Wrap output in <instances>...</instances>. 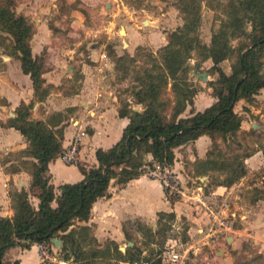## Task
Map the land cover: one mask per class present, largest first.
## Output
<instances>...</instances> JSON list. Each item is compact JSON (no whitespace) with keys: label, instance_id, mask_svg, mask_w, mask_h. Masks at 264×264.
<instances>
[{"label":"rangeland","instance_id":"obj_1","mask_svg":"<svg viewBox=\"0 0 264 264\" xmlns=\"http://www.w3.org/2000/svg\"><path fill=\"white\" fill-rule=\"evenodd\" d=\"M226 1L195 0L200 6L199 21L195 29H192L191 35L196 36L197 47L191 51L189 58L184 59L183 66L185 70L187 68L185 80L177 78L175 82L179 87H184L183 83L190 84L193 96L189 105L193 104L196 94H201L200 97H206L209 101L212 98L216 99L212 94V84L217 80L218 74L208 50L201 48V45L209 46L213 34H217L229 19L225 8ZM5 2L6 0H0L1 4ZM6 4L12 6L17 14L22 13L28 18L35 34L39 32L35 43L39 36L41 40H38L37 44H41L43 40L50 41L41 56L43 63L44 59L54 58L53 66L57 68L54 73L62 75L60 88L64 89L63 92L76 90L81 85L80 80L86 75L91 80L90 86L95 87V91L97 89L102 92L92 96L94 99L102 97L108 104H116L119 109H125L129 105L139 109L138 111L144 109L143 105L136 104L133 98L135 90L140 87L138 78L143 77L145 69L156 73L161 68L159 51L168 42V35L178 32V29L188 21V14L180 7L181 4L177 0H13ZM245 28L250 30L251 26L246 24ZM42 30L45 32H41ZM232 38L230 43L234 46L242 41L240 37ZM7 55L11 56V61L19 60L11 34L0 24V65L2 58H7ZM119 57L123 58L118 60ZM235 61L236 55H232L222 61L218 67L230 74L231 66ZM58 62H61L60 65H57ZM49 65L51 63L47 64L48 68ZM45 67L46 65L44 69ZM262 73L264 74V63ZM202 74L206 75L205 81L200 78ZM42 84L36 95L39 99L47 93ZM60 88L59 90H62ZM175 90L172 79L168 78L167 84L162 88L161 98L168 99L170 106L175 102ZM235 110L241 119L236 133L227 136L225 140L220 136L212 140L207 135L211 140L210 148L204 159H196L190 167L186 166L188 168L186 171L190 174L184 180L178 178L177 187L180 192L167 195L164 193L171 203H182L178 212H173L175 217L160 218L157 214L155 220L149 223L133 220L126 224L128 231L126 237L114 242L122 253L128 250L127 257L134 254L139 261L138 263L119 261V264H151L157 259H160V264H257L258 255L254 253L255 247L250 241L243 239L237 231L242 227V220L238 215L242 213V188H235L232 193H213L212 190L216 186L213 179H223L227 172L208 169V164H200L209 152L212 153L210 158L214 160H230L235 156L244 158L258 148L264 149V89L259 90L249 101H239ZM63 111L52 113L50 123L49 120L46 123L60 124L68 119L71 111L69 109ZM83 113L72 114L76 119L79 116L82 118L81 132L75 133L65 148L61 145L58 156L61 158L62 152H68L72 147H76L77 160L73 163L91 168L97 165V162L91 163L92 150L85 151L81 160L79 150L82 145L81 134L85 138L92 131L90 123L87 122L90 118H94V115L90 114L89 110ZM169 113L170 108L166 111V114ZM252 123L257 127L254 128ZM73 124L77 125L76 120ZM56 129L54 130L58 135L57 131H61L62 128ZM24 155H27L26 150L1 154L0 163L4 164L6 160L13 161L5 168L6 171H13L18 167L31 170V165H28L30 161L22 159ZM149 157V154L145 155V161H151L152 158ZM161 169L158 164L146 166L144 174L156 177ZM61 170L74 173L72 169ZM201 171L205 174H200ZM263 171L260 169L253 177L254 180L259 178L264 182V179H260L264 176ZM192 175L203 177V180H198ZM204 177L208 178L204 179ZM114 185H117L116 182ZM15 188L17 185L12 180L10 195L17 191ZM26 190L31 203L36 206L38 202L34 199V193L30 191V182ZM234 193L237 194V199L232 197ZM236 200L239 204L237 210L234 207ZM10 207L12 208L11 200ZM234 211L236 217L232 215ZM77 224L83 223L76 222L75 225ZM89 227L85 249L109 248L110 250V254L95 259V262L90 264H116L113 240L107 238L99 241L94 236L93 228ZM149 229L153 236L149 235ZM228 237H231L229 241H227ZM129 241L133 243L131 246L128 245ZM133 246L134 249H129ZM23 250L15 247L8 251L6 258L11 262L20 259V255L24 254ZM244 251H249L251 255L245 254ZM165 252L176 253L178 257L173 258L168 254L164 257ZM28 255L30 256L24 257L28 259L29 264H69L63 259L62 246L56 248L51 240L39 243L36 250ZM229 256L232 257L230 261L233 262L227 259Z\"/></svg>","mask_w":264,"mask_h":264},{"label":"trees","instance_id":"obj_2","mask_svg":"<svg viewBox=\"0 0 264 264\" xmlns=\"http://www.w3.org/2000/svg\"><path fill=\"white\" fill-rule=\"evenodd\" d=\"M12 1L0 3V24L11 34L22 70L29 75L37 95L43 82V59L42 56L32 55L30 39L34 28L24 14H17L12 6L6 4ZM177 1L188 14V21L178 32L168 35V42L159 51L162 69L156 73L145 69L143 77L138 78L140 87L135 90L133 98L144 109L135 111L129 105L119 109V115L129 119L120 139L108 149L99 148L95 151L97 165L94 167L86 168L77 164L83 175L80 181L62 183L56 192L48 175V164L61 149L62 129L56 135L57 129L49 127L48 123L31 119L32 103H22L16 109V116L10 119L9 124L25 137L28 142L26 154L35 159L31 164L30 191L38 203L34 206L28 191L23 188L10 195L13 215L0 216V264H20L19 259L11 262L6 258L8 251L15 247L29 249L32 244L48 242L52 237L62 240L63 259L69 264L94 263L95 259L110 254V250H86L90 227L75 223L88 221L93 203L109 196L112 180L118 185H125L129 180L144 174L146 166L158 164L163 168L171 165L175 148L203 134L209 135L212 140L216 136L225 140L236 133L241 122L235 110L236 104L240 100H251L259 90L264 89V0L225 2L229 19L217 34H213L209 46L201 45V48L208 50L218 74L212 84L216 101L188 117L179 116L192 103L193 91L190 90V84L183 83L184 87H179L175 82L182 78L185 80L187 68L185 70L183 66L184 59L189 58L191 51L197 47V38L191 32L199 21L200 6L195 0ZM246 24L251 26L250 30L245 28ZM232 37L242 38L241 43L231 45ZM232 55H236V61L231 66L230 74H227L218 65ZM168 78L172 79V86L176 87L175 102L171 106L168 99L161 98L162 88ZM168 108L169 115L166 114ZM147 154L151 155V161H145ZM210 156L212 153H207L206 159L200 164H208V169L227 172L223 179H213L215 185L229 187L246 174L244 158L235 156L230 160H214ZM200 174L205 172L201 171ZM158 216L173 219L175 214L160 212ZM148 233L154 235L151 229ZM112 244L116 264L119 261L138 263L139 259L134 254L127 257L128 250L122 253L114 241ZM151 264H160V259Z\"/></svg>","mask_w":264,"mask_h":264},{"label":"crops","instance_id":"obj_3","mask_svg":"<svg viewBox=\"0 0 264 264\" xmlns=\"http://www.w3.org/2000/svg\"><path fill=\"white\" fill-rule=\"evenodd\" d=\"M38 33L35 34L34 31L30 39V48L34 57L41 56L43 50L47 48L48 42H50L43 40L41 44H37L38 40H41V36H39L37 43H35ZM6 57L2 58V65H0V155L24 151L28 148V142L25 137L19 130L9 124L10 119L16 116V109L22 103H32L30 109L31 119L44 122L49 120V123L52 113L64 112V109L71 111L69 113L70 117L68 119L64 118L66 120H63L60 124L48 123L53 129L62 128L63 139L61 145L63 148L68 146L75 133L79 134L81 132L80 121L82 118L79 116L76 119L72 117V114H82L89 110V113L94 115V118H90L87 122L90 123L92 131L85 138L81 134L83 146L81 145L79 150L80 160L83 159V153L90 149L92 150L91 163H96L95 151L99 148L108 149L120 139L129 119L126 116L122 117L119 115V108L116 104H108L106 99L102 97H96L95 99L92 97L102 94V92L97 89L95 91V87L90 86L89 82L91 80L88 76L85 75L80 80L81 85L76 90L69 93L63 92L64 89L60 88L62 75L54 73L57 70L53 66L54 58L44 59L43 65H46V67L41 77L43 79L42 86L47 93L42 99H39L36 98L29 75L22 70L20 60L11 61V56L7 55ZM49 60L52 61L49 62ZM50 63L51 65L48 68L47 64ZM60 63L58 62L57 65H60ZM81 72L85 71L81 70ZM59 88L62 90H59ZM54 89H56V92H54ZM200 96L201 94H196L193 98V104H188L179 117H188L195 112L203 111L216 101L214 98L209 101L208 98ZM240 101L246 102L245 100ZM132 109L135 111L139 110L135 109L134 106H132ZM82 115L84 116V113ZM69 120L71 121L70 123L68 122ZM74 120H76L77 125L73 124ZM256 127L255 125L254 128ZM210 144V138L203 134L194 141L179 146L174 150V160L171 164V169L180 180H184L186 176L189 177L190 173L186 171L188 169L187 165L190 167V164L196 159L205 158ZM149 156L151 157V155ZM22 159L30 161L28 165L35 162L34 158L27 155L22 156ZM6 161L4 164L0 163V216L10 217L13 213L10 207V186L12 180L17 185L16 190L19 191L22 188L26 190L29 182H31V170L18 167L13 171H6L5 168L9 167L13 162L11 160ZM244 164L246 174L238 182L229 187L216 185L212 192L219 194L232 193L235 188H242V213L238 214L242 220V227L238 228L237 231L243 239H247L255 247L254 253L258 255L256 263L264 264V182L259 180V178H255L256 180L253 178L260 169L264 170V149L258 148L250 153L244 158ZM62 168L72 169L74 173L62 172ZM48 175L56 192H58L57 187L60 184L77 182L83 178L77 164H68L59 156L48 164ZM205 178L207 179L208 177ZM196 179L203 180V177L197 176ZM260 179H264V176ZM114 182L115 180H112L110 183L109 196L97 199L92 205L88 221L82 222L93 228L94 236L99 241L109 238L119 242L128 233L126 224L130 223L129 221L149 223L155 220V217L160 212L177 213L182 205L181 202L171 203L165 197L160 181L147 174L131 179L125 185H114ZM232 197L238 198L235 193L232 194ZM34 199L38 202L35 196ZM234 207L235 210L239 207L237 200ZM232 215L236 217V211L232 212ZM37 245V243L32 244L29 249L23 250L24 254L20 255L19 259L20 264H29L28 259L25 257L26 255L29 257L30 255L28 254L33 250L35 251ZM244 252L249 254V251ZM227 259L230 261L232 257L229 256Z\"/></svg>","mask_w":264,"mask_h":264},{"label":"built area","instance_id":"obj_4","mask_svg":"<svg viewBox=\"0 0 264 264\" xmlns=\"http://www.w3.org/2000/svg\"><path fill=\"white\" fill-rule=\"evenodd\" d=\"M61 158L63 159V161H65L68 164H74L73 162L77 160L76 147H72L71 149H69L68 152H62ZM154 173L155 171H153V174ZM154 176L156 175L154 174ZM155 178H157L160 181L164 189V193L166 195L180 192V190L177 187L178 177L175 175L170 165H165L161 169L160 174L157 175ZM167 254L173 258L178 257V254L172 252H165L163 253V256L165 257Z\"/></svg>","mask_w":264,"mask_h":264},{"label":"water","instance_id":"obj_5","mask_svg":"<svg viewBox=\"0 0 264 264\" xmlns=\"http://www.w3.org/2000/svg\"><path fill=\"white\" fill-rule=\"evenodd\" d=\"M200 78H201V80L205 81L206 80V75L202 74V76ZM253 127H255V125H253ZM230 239H231V237H228L227 241H229ZM50 240H51V242L54 244V246L56 248H61V246H62V240L61 239H59L57 237H52ZM132 244H133L132 242H130V241L128 242V245L131 246ZM120 249L123 250L122 247H120Z\"/></svg>","mask_w":264,"mask_h":264},{"label":"bare ground","instance_id":"obj_6","mask_svg":"<svg viewBox=\"0 0 264 264\" xmlns=\"http://www.w3.org/2000/svg\"><path fill=\"white\" fill-rule=\"evenodd\" d=\"M122 31H124V30H122Z\"/></svg>","mask_w":264,"mask_h":264}]
</instances>
